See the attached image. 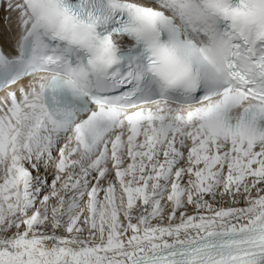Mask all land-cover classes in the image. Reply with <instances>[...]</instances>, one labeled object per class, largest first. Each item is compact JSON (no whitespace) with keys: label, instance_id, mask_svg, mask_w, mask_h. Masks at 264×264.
<instances>
[{"label":"snow or ice","instance_id":"6c2138e0","mask_svg":"<svg viewBox=\"0 0 264 264\" xmlns=\"http://www.w3.org/2000/svg\"><path fill=\"white\" fill-rule=\"evenodd\" d=\"M0 22V264H264V0Z\"/></svg>","mask_w":264,"mask_h":264},{"label":"bare ground","instance_id":"6f19581e","mask_svg":"<svg viewBox=\"0 0 264 264\" xmlns=\"http://www.w3.org/2000/svg\"><path fill=\"white\" fill-rule=\"evenodd\" d=\"M2 30H3V24H2V22H0V33H2ZM0 38H2V37H0Z\"/></svg>","mask_w":264,"mask_h":264}]
</instances>
